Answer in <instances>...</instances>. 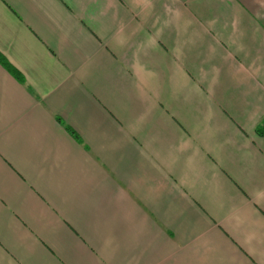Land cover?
I'll use <instances>...</instances> for the list:
<instances>
[{
	"label": "crops",
	"instance_id": "1",
	"mask_svg": "<svg viewBox=\"0 0 264 264\" xmlns=\"http://www.w3.org/2000/svg\"><path fill=\"white\" fill-rule=\"evenodd\" d=\"M0 57V264H264V0H0Z\"/></svg>",
	"mask_w": 264,
	"mask_h": 264
},
{
	"label": "trees",
	"instance_id": "2",
	"mask_svg": "<svg viewBox=\"0 0 264 264\" xmlns=\"http://www.w3.org/2000/svg\"><path fill=\"white\" fill-rule=\"evenodd\" d=\"M0 61L4 64V65H6L7 66V63L4 61V59H2L1 57H0ZM8 68H9V66H8ZM9 70H11V71H14V74L18 77V79L19 80H22V77H20L19 75H17V71H15L14 69H12V68H9ZM257 130H258V132H259V129L257 128Z\"/></svg>",
	"mask_w": 264,
	"mask_h": 264
}]
</instances>
